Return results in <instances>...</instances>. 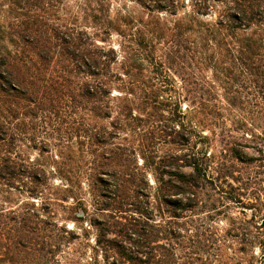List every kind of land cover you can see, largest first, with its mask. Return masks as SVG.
Masks as SVG:
<instances>
[{
    "label": "rangeland",
    "instance_id": "obj_1",
    "mask_svg": "<svg viewBox=\"0 0 264 264\" xmlns=\"http://www.w3.org/2000/svg\"><path fill=\"white\" fill-rule=\"evenodd\" d=\"M15 2L12 15L17 19L8 25L9 31L10 27L19 30L23 19L24 1ZM28 2L33 41L42 23L47 29L43 38L52 43L60 42L70 28L92 49L94 45L113 49L121 60L126 52L135 51L144 30L140 20L145 10L135 0ZM10 13L0 1V19ZM168 46L156 43L153 55H166ZM58 53L56 48L48 55L58 58ZM206 76L211 83L207 108L204 113L191 109L190 121L175 144L163 138L160 123L153 118L145 121V132L137 137L127 132L126 122L119 129L112 127L116 112L110 119L96 117L93 102L81 108L75 97V102L57 100L36 106L19 94L3 92L8 87L0 80V130L4 134L0 138V264L118 262L115 250L102 244L103 239L116 236L105 234L102 228L106 222H126L127 214L101 210L113 190L108 173L120 176L125 193L132 166L138 167L136 183L154 184L151 158L167 151L176 159L177 173L194 177L200 173L195 166L203 174L202 186L192 188L189 209L173 219L178 234L190 237V262L264 264V104L254 100L251 91L243 93L244 98L230 100L232 93L215 82L222 76L212 69ZM172 78L174 87L187 86L175 74ZM55 91L61 98V86ZM112 94L119 95L114 89ZM187 104L182 103V110L190 113ZM97 133L100 142L84 138ZM131 148L136 149L134 155H130ZM5 159L10 165L6 172ZM184 161L189 165L181 166ZM92 168L97 172L92 174ZM95 175L98 178L91 180Z\"/></svg>",
    "mask_w": 264,
    "mask_h": 264
},
{
    "label": "trees",
    "instance_id": "obj_2",
    "mask_svg": "<svg viewBox=\"0 0 264 264\" xmlns=\"http://www.w3.org/2000/svg\"><path fill=\"white\" fill-rule=\"evenodd\" d=\"M0 1L11 12L0 19V80L8 87L3 92L9 96L19 94L36 106L57 100L72 102L75 97L81 108L93 102L96 117L110 119L116 112L112 127L119 129L126 122L127 132L137 137L145 132V121L153 118L160 123L163 138L172 140L170 144L176 143V137L182 138L181 129L190 121L191 109L206 110L211 85L206 76L208 69L222 76L215 82L227 87L232 93L230 100L244 98L243 93L251 91L253 99L264 104V0H135L145 10L140 20L144 30L135 51L124 52L121 60L113 49L96 45L92 49L70 28L60 42L52 43L43 38L47 29L42 23L35 30L39 37L33 41L28 0H23L20 29L10 27L9 31L8 25L17 19L12 15L16 2ZM160 41L171 46L166 47V55L155 57L153 49ZM56 48L59 57L49 56ZM174 74L187 86L174 87ZM91 76L93 80L88 79ZM57 85L63 90L61 98L55 91ZM236 87L238 96L234 94ZM113 89L118 96L112 94ZM111 101L116 104L111 105ZM183 102L188 103L190 113L182 110ZM1 132L0 138L4 135ZM99 135L84 138L100 142ZM135 151L131 148L130 155ZM175 161L171 151L151 158L148 164L154 184L148 180L142 185L136 183L138 167L132 166L125 180L129 182L127 193L120 176L108 173L113 190L101 210L127 214L126 222L114 220L102 228L105 234L116 236L102 242L107 249L109 246L115 250L120 259L115 264L194 263L190 262L188 249L190 237L178 234L173 219L189 209L192 188L202 186L203 174L195 166L200 173L194 177L177 173ZM183 164L189 165L188 161ZM9 166L5 159L4 172ZM98 167L103 170L101 165ZM92 170V174L97 172ZM97 178L95 175L91 180ZM179 194L182 198L176 199Z\"/></svg>",
    "mask_w": 264,
    "mask_h": 264
}]
</instances>
